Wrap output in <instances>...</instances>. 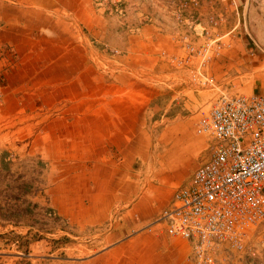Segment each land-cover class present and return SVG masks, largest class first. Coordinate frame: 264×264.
<instances>
[{"label":"crops","instance_id":"0c3cea01","mask_svg":"<svg viewBox=\"0 0 264 264\" xmlns=\"http://www.w3.org/2000/svg\"><path fill=\"white\" fill-rule=\"evenodd\" d=\"M128 1L133 33L91 0H0V164L31 182L54 222L87 234L96 249L80 264H190L185 241L148 228L208 138L196 133L194 111L160 125L154 107L162 110L168 81L190 78L171 74L161 54L185 55L174 0ZM202 3L203 24L222 11L215 31L225 42L232 33L210 73L235 92L264 95V0ZM139 5L153 24L142 25Z\"/></svg>","mask_w":264,"mask_h":264},{"label":"built area","instance_id":"2783aa9c","mask_svg":"<svg viewBox=\"0 0 264 264\" xmlns=\"http://www.w3.org/2000/svg\"><path fill=\"white\" fill-rule=\"evenodd\" d=\"M95 2L105 12L125 17L123 0ZM202 7V0L177 1L172 17L185 55L163 56L211 93L210 110L196 124V133L206 136L208 144L198 167L148 230L160 227L185 241L190 264H225L245 251L252 233H264V95L235 92L210 73L214 59L231 46L232 33L225 42L215 31L225 22L222 11L210 13L204 25Z\"/></svg>","mask_w":264,"mask_h":264},{"label":"rangeland","instance_id":"374dc122","mask_svg":"<svg viewBox=\"0 0 264 264\" xmlns=\"http://www.w3.org/2000/svg\"><path fill=\"white\" fill-rule=\"evenodd\" d=\"M177 1H173L169 12L173 13ZM91 2L99 16L117 19L129 32L138 30L129 28L127 22L131 8L136 6L134 3L123 0L126 14L125 17H120L96 6L95 0ZM216 7L221 8V4H216ZM136 13L141 15L142 25L154 23L145 21L151 14L144 11L142 5L138 6ZM165 60L169 63L167 58ZM170 67V73L179 77V69L173 64ZM164 88V91H160L162 97L160 95L159 102L156 103L159 105L160 100H163L162 110L154 106L156 110H160L157 111L158 116L163 114L159 120L164 123L160 125H165L174 118L181 119L184 114L191 116V110L194 111L191 117L197 124L209 112L211 93L190 78L187 82L180 83L172 79ZM199 93L200 99L197 98ZM153 134L156 135V132ZM186 161H189L185 164L188 166L190 160ZM33 189L31 182L15 175L10 176L0 164V264H80L81 259L94 253L96 247L89 246L87 234L74 232L54 222L46 213L42 196L40 200L35 199L34 193L38 190L35 192ZM225 264H264V233H252L245 251L233 254Z\"/></svg>","mask_w":264,"mask_h":264}]
</instances>
